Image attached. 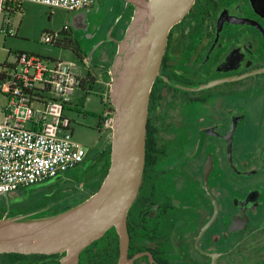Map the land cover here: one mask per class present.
Instances as JSON below:
<instances>
[{"label":"flooded vegetation","instance_id":"1","mask_svg":"<svg viewBox=\"0 0 264 264\" xmlns=\"http://www.w3.org/2000/svg\"><path fill=\"white\" fill-rule=\"evenodd\" d=\"M83 10L71 38L87 58L92 51L106 64L133 5L97 0ZM109 148L106 134L68 174L96 189ZM62 178L16 189L12 202L0 194V212L50 215L72 206L76 191L58 186ZM126 229L122 264H264V0H195L169 30ZM63 255L0 252V264H61ZM120 256L111 227L76 264H121Z\"/></svg>","mask_w":264,"mask_h":264},{"label":"water","instance_id":"2","mask_svg":"<svg viewBox=\"0 0 264 264\" xmlns=\"http://www.w3.org/2000/svg\"><path fill=\"white\" fill-rule=\"evenodd\" d=\"M126 1L132 3L133 13L103 77L114 113L109 167L102 182L89 197L56 213L0 217V252L64 253L61 264H76L85 246L114 227L124 262L127 212L144 170L150 90L159 75L169 30L195 0Z\"/></svg>","mask_w":264,"mask_h":264},{"label":"built area","instance_id":"3","mask_svg":"<svg viewBox=\"0 0 264 264\" xmlns=\"http://www.w3.org/2000/svg\"><path fill=\"white\" fill-rule=\"evenodd\" d=\"M7 1L18 8L23 1H31L50 8L80 11L93 7L97 0H0V32L5 34H11L10 21L2 20ZM69 32L66 23L59 31L46 33L43 40L64 47L63 39L70 36ZM81 59L85 72L73 61L47 60L27 52H19L13 63L0 66V93L7 99L0 108V194L64 177L81 163L86 148L73 138L71 120L65 114L77 90V100L82 95L87 99L93 92L88 58ZM104 84L99 122L100 127L111 131L114 107L109 85Z\"/></svg>","mask_w":264,"mask_h":264},{"label":"rangeland","instance_id":"4","mask_svg":"<svg viewBox=\"0 0 264 264\" xmlns=\"http://www.w3.org/2000/svg\"><path fill=\"white\" fill-rule=\"evenodd\" d=\"M80 11L50 8L44 4L23 1L19 9L10 18L11 34L0 32V66L4 62L13 63L16 59V54L19 52H27L37 54L47 60L65 59L73 61L83 67L85 72L86 65L81 59V57L85 56L84 52L78 50V54H76L70 48L56 46L52 43H46L43 40L46 33L51 34L52 32L59 31L66 23L70 29L76 30L75 25L73 26L72 23H77L81 20V13L83 14L85 11ZM110 61H112V58L107 61L106 65H109ZM87 66L97 79L93 86V92L88 94L87 99L82 97L77 100V96L80 95V91L77 90L75 95L71 97L68 109L65 110L66 116L71 120L70 128L73 132V138L85 148L96 143L98 140L101 141L106 134L111 136L110 130L106 131L102 127H98L100 120L97 116L101 111L99 95L102 87H104L103 76L108 69H105L103 61L99 56L88 60ZM6 103V97L0 93V108L5 106ZM0 121H2L1 114ZM74 171L76 172L77 170ZM102 176L104 177V173ZM54 179L56 177L48 181L33 184L30 188L39 190L45 186L47 187V184L48 186H52V184H49ZM91 182V180L85 181L84 179L78 181L76 174L70 173L59 180L58 186L72 188L76 191L74 201H71L75 205L94 193L95 189ZM97 183L101 182L99 181ZM6 196L10 202L17 200L18 191H11ZM0 201L6 202L3 195H0Z\"/></svg>","mask_w":264,"mask_h":264},{"label":"trees","instance_id":"5","mask_svg":"<svg viewBox=\"0 0 264 264\" xmlns=\"http://www.w3.org/2000/svg\"><path fill=\"white\" fill-rule=\"evenodd\" d=\"M63 44H64V47L65 48H70L71 50H73L76 54H78V43H77V41L75 40V39H73V38H71L70 36H68V37H65L64 39H63ZM4 64H6L7 65V62H4ZM10 66H12V65H10ZM108 67V66H107ZM107 67H105V69H107ZM107 73V72H106ZM93 79H94V77L92 78V83H94L93 82ZM91 86V85H90ZM98 117H99V120H100V113L97 115ZM98 127H100V122H98ZM109 153H110V148H109ZM109 161L110 160H108L107 161V163H106V169H105V172H104V176H105V174H106V172H107V168L109 167ZM104 178V177H103ZM47 180H49V179H47ZM44 181H46V180H44ZM44 181H42V182H44ZM41 183V182H40ZM99 187V186H98ZM97 187V188H98ZM97 188L95 189V191L97 190ZM10 214H7V215H4V214H2V213H0V217H3V216H9ZM12 215H15V214H12Z\"/></svg>","mask_w":264,"mask_h":264},{"label":"crops","instance_id":"6","mask_svg":"<svg viewBox=\"0 0 264 264\" xmlns=\"http://www.w3.org/2000/svg\"><path fill=\"white\" fill-rule=\"evenodd\" d=\"M19 8L18 7H16L15 5H14V3L13 2H10V1H7L6 3H5V5H4V9H3V16H2V20H3V23L5 22V21H7V20H9L10 21V18H11V16H12V14L15 12V11H17ZM81 12V11H80ZM71 20H73V19H71ZM75 21V20H74ZM11 22V21H10ZM72 24H75L74 22L72 23ZM89 60V59H88ZM106 64H104V66H105ZM105 67H107V65L105 66ZM106 72V71H105ZM107 73H105V75H106ZM104 75V76H105ZM103 76V77H104ZM93 77H94V83L96 82V77L94 76V74H93ZM103 82H105L104 81V78H103ZM103 86L104 87H102V90H105L106 89V85L103 83ZM82 95V94H81ZM82 97H84L83 95L82 96H80V98H82ZM99 105L101 106V103H100V95H99ZM107 131V130H106ZM111 137V136H110Z\"/></svg>","mask_w":264,"mask_h":264}]
</instances>
